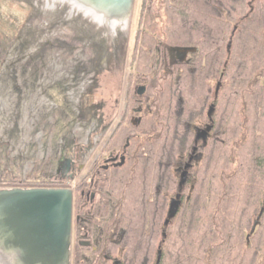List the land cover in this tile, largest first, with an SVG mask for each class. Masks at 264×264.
<instances>
[{"label":"trees","instance_id":"1","mask_svg":"<svg viewBox=\"0 0 264 264\" xmlns=\"http://www.w3.org/2000/svg\"><path fill=\"white\" fill-rule=\"evenodd\" d=\"M139 23L125 112L74 191L69 264H264V0H146ZM70 178L0 170L1 187Z\"/></svg>","mask_w":264,"mask_h":264},{"label":"rangeland","instance_id":"2","mask_svg":"<svg viewBox=\"0 0 264 264\" xmlns=\"http://www.w3.org/2000/svg\"><path fill=\"white\" fill-rule=\"evenodd\" d=\"M145 4L112 29L69 0H0V170L25 179L43 163L78 187L125 112Z\"/></svg>","mask_w":264,"mask_h":264},{"label":"water","instance_id":"3","mask_svg":"<svg viewBox=\"0 0 264 264\" xmlns=\"http://www.w3.org/2000/svg\"><path fill=\"white\" fill-rule=\"evenodd\" d=\"M109 10H130L134 0H89ZM197 48L171 47L182 59ZM220 82L217 85V90ZM119 154L107 160H116ZM73 189L0 188V240L20 248L27 264H69L73 224Z\"/></svg>","mask_w":264,"mask_h":264},{"label":"bare ground","instance_id":"4","mask_svg":"<svg viewBox=\"0 0 264 264\" xmlns=\"http://www.w3.org/2000/svg\"><path fill=\"white\" fill-rule=\"evenodd\" d=\"M74 5L85 8L94 14L95 18L107 25L109 28L117 29L126 26L130 19L129 10H109L94 4L89 0H69ZM0 258L5 259L7 264H27L23 258L22 251L18 247L6 245L0 240ZM39 264V263H36ZM66 264V263H65Z\"/></svg>","mask_w":264,"mask_h":264},{"label":"flooded vegetation","instance_id":"5","mask_svg":"<svg viewBox=\"0 0 264 264\" xmlns=\"http://www.w3.org/2000/svg\"><path fill=\"white\" fill-rule=\"evenodd\" d=\"M117 154H119V152H116L114 155H109L108 157H106L105 158V160L106 161H110V160H107L109 157H112V156H115V155H117ZM119 157V156H118ZM71 177H74V175H72ZM71 179V178H70ZM69 187H71V186H69ZM80 186L78 185V187H71L72 189H73V193H74V191L76 190V189H78ZM98 227V226H97ZM100 238H101V234H100ZM99 241H100V239H99ZM94 242H95V244L97 243H99V242H96V229H95V235H94ZM72 244H73V224H72V237H71V249H72Z\"/></svg>","mask_w":264,"mask_h":264}]
</instances>
